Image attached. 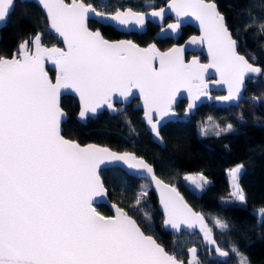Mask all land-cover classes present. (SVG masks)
<instances>
[{"label": "snow or ice", "instance_id": "1", "mask_svg": "<svg viewBox=\"0 0 264 264\" xmlns=\"http://www.w3.org/2000/svg\"><path fill=\"white\" fill-rule=\"evenodd\" d=\"M39 2L50 27L63 37L66 50L42 46L37 33L31 42L34 51L25 40L11 59L0 56V264H184L146 235L123 209L113 205L115 216L106 217L93 207L95 197L107 194L98 173L106 160L124 161L129 168L146 172L160 192L164 225L177 232L182 226H199L204 241L215 246L220 257H227L229 252L219 247L205 217L194 212L174 186L158 179L142 158L91 144L82 147L65 139L59 103L62 89L73 90L80 99L79 116L84 119L104 105L116 111L113 94L127 97L139 89L145 117L159 137V120L153 122V112L157 117L169 115L182 87L188 89L191 109L201 95H206L203 74L209 68L220 74L217 83L228 86V94L217 99L238 102L246 76L260 74L262 69L238 54V42L217 4L214 0H171L169 4L178 18L191 16L199 21L201 36L192 37L190 42L207 45L209 63L201 65L195 59L191 64L184 62L183 46L160 53L155 45L140 48L132 41L109 42L99 30L91 31L88 26L90 16L122 27L143 26L147 17L142 12L117 9L108 13L84 0ZM14 3L0 0V22ZM150 15L163 17L164 9L153 10ZM249 19L245 31L257 23L251 13ZM179 28V22L168 25L172 32ZM258 31L264 35V23L259 24ZM45 58L56 64L55 83L44 71ZM157 58L158 69L153 64ZM216 127V135L232 129L231 124ZM243 170V164L230 169L235 188L232 195L240 201L245 196L237 181ZM192 183L203 189L208 181L200 174V181ZM144 195L142 191L136 196V206ZM260 216L264 218V209ZM145 218L150 219L148 213ZM213 227L231 230L220 218H214ZM232 251L241 255L235 247ZM188 252L187 264H200L197 249L191 247ZM240 264H248L247 258L243 257Z\"/></svg>", "mask_w": 264, "mask_h": 264}, {"label": "trees", "instance_id": "2", "mask_svg": "<svg viewBox=\"0 0 264 264\" xmlns=\"http://www.w3.org/2000/svg\"><path fill=\"white\" fill-rule=\"evenodd\" d=\"M166 1L84 0L108 13L126 7L142 11L156 9ZM214 2L224 15L233 37L239 41L238 51L262 68L259 77L247 78L244 91L247 98L235 106L201 105L189 118L165 123L160 128L164 142L162 147L152 140L141 120L140 110L128 106L113 114L104 112L82 123L76 118V100L64 96L60 104L68 114V119L62 124L61 133L83 144L98 143L118 151H132L143 157L160 178L174 184L188 203L204 215L213 228L219 247L229 252L224 260L212 259L213 253L202 245L196 234L182 232L174 235L165 230L157 199L148 181L131 177L119 168L100 170L109 201L125 209L142 231L154 237L179 260L186 261L187 250L195 246L202 264H240L243 257L247 258L248 264H264V218L255 213L257 209H264V35L258 31L259 24L264 23V0ZM249 13L257 18V23L245 31L244 26L251 22ZM89 27L99 29L104 37L111 40L128 36L143 46L154 41L163 50L173 44L167 38L154 40L159 28L153 24L147 25L145 33L130 35L93 20L89 21ZM195 32L190 26L182 28L177 42L181 43ZM37 33H41L42 43L60 45L57 37L47 31V22L40 8L33 2L20 3L16 0L14 10L0 29V56H11L23 40ZM50 74L52 76L54 73L50 71ZM183 109L184 102L181 101L176 107L179 116ZM212 124L221 125V128L231 124L232 129L216 135L219 129L210 130L209 125ZM204 125L206 129L202 131L201 126ZM237 164L244 165L238 179L245 196L244 204H223L221 200L231 196L227 170ZM189 173H201L210 182L197 193L183 180V176ZM142 191L146 195L142 197L141 204L136 206V196ZM97 209L104 215L110 214L106 205H98ZM145 213L150 219L145 218ZM214 218L227 221L231 230L215 229ZM233 247L239 250L240 256L232 251Z\"/></svg>", "mask_w": 264, "mask_h": 264}, {"label": "water", "instance_id": "3", "mask_svg": "<svg viewBox=\"0 0 264 264\" xmlns=\"http://www.w3.org/2000/svg\"><path fill=\"white\" fill-rule=\"evenodd\" d=\"M17 1L20 2V3H22V2H33V3H35L40 8L41 12L43 13V15H44V17L46 19V22H47V31L50 32V33H52L53 35H55L57 37V41L60 43V45H57V44H54V45H46V44L42 43V41H41L42 46H44L46 48H49V49L55 47V48H60V49L66 50V45L64 43L63 37H61L54 29H52L50 27L46 10L40 4L39 0H17ZM15 3H16V0H15ZM15 3H14V6L12 7V9L10 10L9 14L7 15L6 19L4 21L0 22V29L5 26V24H6L7 20H8V17L10 16V14L12 13V11L15 8ZM65 3H71V0L69 2L65 0ZM170 3H171V0H167L166 3L162 7L156 8V9H148V10H145V11L136 10V9L131 8V7H126V8L120 9L121 11H124V10H127V9H132L134 12H142V13H144L146 15L147 19H146L145 24L143 26H137L135 24H132V25H130L128 27H122V26H118V25L113 24L111 21H101V20H99L95 16H90V18L88 20V26H89V21L90 20H93V21L97 22L100 25L110 26V27L114 28L116 31H119V32H122V33H145L146 30H147V24L148 23H151V24H154V25H156V26L159 27V30L154 35V40H160V39H166V38L167 39H171L173 41V44L170 47H168V48H166L164 50L163 49H160V48L157 47V45H156V43L154 41H152L149 44L143 46V45H139L138 43H136L135 41H133L130 38H121V39H117V40H111V39H108V38L104 37L103 34L101 33V31L99 29H92L90 27H89V29L91 31H97V30H99L100 33H101V35L103 36V38L106 39V40H108L109 42L132 41L133 43H135L136 45H138L140 48H147L149 45H155L156 49L160 53L167 52L170 49H172L173 47H181V46H183V48H184L183 58H184V62L186 64H191L192 61H193V59L197 60L201 65L208 64L210 58H209V55H208L207 45L206 44H199V43L192 44L190 42V40H191L192 37L199 38L201 36V28H200L199 21H197L194 17H191V16H188V17H179L178 18L175 15V13L172 12L171 9L169 8V4ZM161 8L164 9V15H163V17H152L150 15V13L153 10L159 11ZM114 12H111V13H114ZM166 18H170L171 21L165 23ZM177 22L180 23V28L176 32H172L171 30L168 29V25L169 24H173V23H177ZM186 26L192 27L196 32L193 33V34H191V35H189L181 43H179L177 41H178L179 37L181 36L182 28H184ZM162 29H164V31H162ZM39 34H40V40H41V33H39ZM35 36L34 37H30L29 39H25V40L29 41V48L31 50H33V51H34V47H33V45H32L31 42L35 38ZM25 40H23V41H25ZM237 42H238V46H239V41L237 40ZM19 45L13 51V53L18 52ZM237 52H238V54L245 56L244 54H242V53H240L238 51V47H237ZM13 53L9 57H6V56H3V57H6L8 59H11L12 56H13ZM187 53H191L192 55L189 56V57H186V54ZM202 57H205L206 61H202L201 60ZM153 64L158 69L159 66H160L159 65V59L158 58L155 59L153 61ZM254 65L261 68V66H259V65H256V64H254ZM49 70H51V71L54 72L53 77H51V75L49 73ZM44 71L48 74V78L53 83H55L56 82V77H57V67H56L55 62L54 61H51V60H48L47 58H45V61H44ZM260 74H249L248 76H246L245 82H244V85H243V88H242L241 98H240V100L238 102H235V101H233V102H226V101L218 100L217 97L226 96L228 94V86H227V84H224V83H217V81L220 80V74L217 73V71H216L215 68H209L203 74L204 83L207 85V87L203 89V91L206 92V95H201L200 98L195 101L194 106L191 109H188V104H189V93H188V89L187 88H184V87L180 88V90L175 95V99L172 101V105H171L172 111L169 113V115L163 116V117H157L156 114H155V112H153V116H154V121L153 122H156V120H159V123H158L157 127H158V131L160 133V128L165 123H167L169 121H172V120H175V119H180V118L181 119H187L191 115H193L195 113V110L199 106H201V105L213 104L214 106H217V107L235 106V105H237L244 98V91H245V88H246V80H247V78H249V77H259ZM194 83H199V81H195ZM193 91L195 92V89H193ZM214 92H221L222 94L217 95V94H214ZM64 96H70V97H73V98L76 99V101L78 103V112H77V116L76 117H77L78 121H80L82 123H85L88 118L94 119L97 115L101 114L103 111H106V112H108L110 114L115 113V111L110 110L107 107V105H104L101 108L97 109V112L96 113H88L84 119H81L80 116H79V113H80V110H81V104H80V99H79L78 94H76L71 89H62L61 90V95H60L59 103H61V98L64 97ZM134 99H136L137 102L134 103L133 108L134 109H138V110L141 111V120L143 121V123H144L146 129L148 130V132L150 133L152 140L155 143H157V144H159L160 146L163 147L164 146V142H163V139H162L161 135H159V137H157L152 132L151 125L148 123V121H147V119L145 117L144 101H143V99H142V97L140 95L139 89H133L132 90V93L130 95H128L127 97L120 96L119 93L113 94V98H112L113 107L115 109H117L116 104H120L122 107H125V106L129 105L132 102V100H134ZM181 101H185V105H184V109H183L182 113L179 116V112L176 111V107H177V105ZM60 107H61V104H60ZM61 109H62L64 115L62 117L60 127L68 119V114L66 113V111L62 107H61ZM61 135L65 139H68V140H72V141L77 142L82 147L91 144V145H96V146L102 147V148H108L111 152L116 153V154L132 153L135 156H137L138 158H142L145 161V163H147L148 165H150L152 167V165L149 164L143 157L136 155L132 151H118V150H114V149L110 148L107 145H102V144H98V143H86V144H83V143L78 142L77 140H74V139H70L68 137H65L62 133H61ZM105 168H119V169H121L127 175H129L131 177H134V178H137V179H144V180L148 181V183H149V185H150V187L152 189V192H153V194L155 195V197L157 199V208L160 211V213L162 214L163 221H164L165 214H164V210H163V205L160 203V192L157 189L155 183L151 180V177L148 176L146 172H144L143 170H140V169H132V168H129L128 165L124 161H111V160H106L104 163L100 164V166L98 168V173L100 172V170L105 169ZM154 173H155V171H154ZM155 175H156V177L158 179H160L164 183H166V184H168L170 186H174L176 188V186L174 184H171L169 182L164 181L156 173H155ZM100 179H101V177H100ZM104 188H105V186H104ZM177 191L180 193V195L183 197L184 201L188 204V206L194 212H197V213H200L201 215H203L201 212H199L198 210H195L188 203V201L184 198V196L181 194V192L178 189H177ZM106 192H107V190H106ZM98 205H106L108 207V209H109L110 214L109 215H104L101 212H99L98 209H97V206ZM113 205H115L116 207H119V208L123 209L122 207L118 206L116 203L110 202L109 199H108V195L107 194L105 196L95 197L94 198V201H93V207L97 210V212L100 213L103 216H106V217L107 216H115L116 209L113 207ZM123 210L127 213V211L125 209H123ZM163 221H162V224H163L164 229L167 230V231H169V232H171L174 235H180L182 232H186L188 234H196L197 236H199L202 245L204 247H206L209 251H211L213 253L212 259L224 260V259H226L228 257V256L227 257H220L215 252V246H210V245H208L204 241V239H203V233L200 232L199 226H197L194 229H188V228L182 226L181 231L180 232H177L174 229H172L170 226H165L164 223H163ZM205 223L208 224V222H207L206 219H205ZM146 235H148V234H146ZM213 235H214V233H213ZM192 247H195V246H192ZM195 248L198 251V248L197 247H195ZM189 258H190V256H189V252L187 250V259H186V261H184V264H187Z\"/></svg>", "mask_w": 264, "mask_h": 264}, {"label": "rangeland", "instance_id": "4", "mask_svg": "<svg viewBox=\"0 0 264 264\" xmlns=\"http://www.w3.org/2000/svg\"><path fill=\"white\" fill-rule=\"evenodd\" d=\"M70 1V0H69ZM100 2H104V0H100ZM177 111V110H176ZM178 112V111H177ZM216 125H218V124H212V125H209V128H210V130H214L215 131V129L217 130L218 128L216 127ZM220 127H221V125H219ZM202 127V131H204L206 128V126L204 125V126H201ZM236 166V165H235ZM235 166H233V167H230L228 170H227V174H228V181H229V185H230V193H231V196L230 197H228V198H224V199H222V203L223 204H243L244 203V201H240L237 197H235V196H233L232 195V193L235 191V188H234V186H233V181H232V177H231V174H230V169H232V168H234ZM200 174L201 173H190V174H186L185 175V178H184V181H188V182H190V184L193 186V187H195V185L192 183V181L193 180H195V181H197V182H199L200 181ZM204 176V175H203ZM186 177H189L190 179H186ZM205 177V176H204ZM206 178V177H205ZM207 179V181H208V183L210 182L209 181V179L208 178H206ZM238 183H239V181H237ZM195 190H201V189H197L196 187H195V189H194V191ZM260 210L261 209H257V210H255V213H257L258 214V216L259 217H261L260 216ZM242 259V258H241ZM200 264H202V263H200Z\"/></svg>", "mask_w": 264, "mask_h": 264}, {"label": "flooded vegetation", "instance_id": "5", "mask_svg": "<svg viewBox=\"0 0 264 264\" xmlns=\"http://www.w3.org/2000/svg\"><path fill=\"white\" fill-rule=\"evenodd\" d=\"M169 21H171V19L170 18H166V20H165V23H167V22H169ZM148 24H151V23H148ZM147 24V25H148ZM154 25V24H153ZM159 28V27H158ZM122 33V32H121ZM123 34H125V35H130V34H132V33H123ZM137 34H142V33H137ZM122 38H130V37H128V36H124V37H122ZM130 39H132V38H130ZM133 40V39H132ZM134 41V40H133ZM192 54L191 53H187L186 54V57H189V56H191ZM202 61H206V59H205V57H202V59H201ZM50 71L51 70H49V73H50ZM53 72V71H52ZM54 73V72H53ZM51 75V74H50ZM54 75V74H53ZM53 75L51 76V77H53ZM214 94H217V95H219V94H222L221 92H214ZM75 99V98H74ZM76 100V99H75ZM77 102V101H76ZM135 102H137V100L136 99H134V100H132V102L129 104V105H127V106H125V107H122L120 104H116V107H117V109H116V111H118L119 109H125L126 107H128V106H131V107H133V105H134V103ZM184 102V105H185V101H183ZM78 104V103H77ZM207 105H213V104H207ZM134 109V108H133ZM115 111V112H116ZM104 112H106V111H103L102 113H104ZM101 113V114H102ZM108 113V112H107ZM100 115V114H99ZM77 116V115H76ZM98 116V115H97ZM77 118V117H76ZM90 119V118H89Z\"/></svg>", "mask_w": 264, "mask_h": 264}, {"label": "crops", "instance_id": "6", "mask_svg": "<svg viewBox=\"0 0 264 264\" xmlns=\"http://www.w3.org/2000/svg\"><path fill=\"white\" fill-rule=\"evenodd\" d=\"M190 174V173H189ZM186 175V174H185ZM185 175L183 176V180H184V178H185ZM185 183L190 187V188H192L193 190L195 189V187H193L191 184H190V182H188V181H185ZM202 190V189H201ZM201 190H195V192H197V193H199V192H201ZM222 201V200H221ZM244 204V203H243Z\"/></svg>", "mask_w": 264, "mask_h": 264}, {"label": "built area", "instance_id": "7", "mask_svg": "<svg viewBox=\"0 0 264 264\" xmlns=\"http://www.w3.org/2000/svg\"><path fill=\"white\" fill-rule=\"evenodd\" d=\"M244 98H247V96L244 94Z\"/></svg>", "mask_w": 264, "mask_h": 264}]
</instances>
